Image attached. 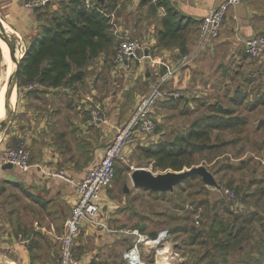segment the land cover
I'll return each mask as SVG.
<instances>
[{"label": "crops", "instance_id": "crops-1", "mask_svg": "<svg viewBox=\"0 0 264 264\" xmlns=\"http://www.w3.org/2000/svg\"><path fill=\"white\" fill-rule=\"evenodd\" d=\"M24 1L0 0V18L23 51L33 42L39 24L36 12L24 7ZM61 1L53 0L52 7L56 9ZM116 1L112 12L118 32L135 34L142 41V54L148 56L143 62H134L130 69L125 70L114 61L116 51L100 53L86 67L75 70L76 75L82 78L69 86L28 88L25 85L15 94L14 117L9 131L2 137L4 141H0V149L6 140L25 139L31 152L32 168L29 171L17 168L14 172L0 166V244L8 253L19 255L18 259L23 264L59 263L58 238L76 200L75 182L85 177L91 166L100 160L116 127L127 120L141 95L159 81L160 74L165 70L160 62L176 65L182 55L193 51L202 18L223 0H169L183 20L193 21L186 31L185 53H181L175 45H158L164 14L162 7L152 10L147 0ZM261 32H264V0H245L231 6L219 37L183 66L167 86L186 84L185 79L181 81L182 75H187L186 70H197L210 58L237 60L240 68L235 73L241 74L246 67L245 62L249 63L252 58L246 54L244 39ZM150 59L157 63L152 65ZM252 60L258 65L255 71L264 67V55ZM80 70L82 73L78 74ZM126 91L129 93L124 94ZM128 94L134 97L132 102H127ZM164 135L165 131H162L157 139L151 138L152 141H144L140 136L131 149L151 145ZM47 172L53 174L48 175ZM60 172L63 175L57 174ZM9 188L16 190L3 199ZM106 196L105 189L102 199V210L105 212L111 207ZM19 219L29 222V231H24L21 223L13 224L12 221ZM81 231H84V237L80 238ZM100 235L104 241L98 238ZM120 237L130 238L83 224L75 246V252L78 251L81 257L78 264H90L86 258L91 253L87 247L91 240L98 245L107 241L110 246ZM55 250L58 251L57 256L54 255ZM105 262L117 264L109 256L103 264Z\"/></svg>", "mask_w": 264, "mask_h": 264}, {"label": "rangeland", "instance_id": "rangeland-1", "mask_svg": "<svg viewBox=\"0 0 264 264\" xmlns=\"http://www.w3.org/2000/svg\"><path fill=\"white\" fill-rule=\"evenodd\" d=\"M129 36L137 38L135 34ZM4 61L0 47V82L5 69ZM249 61L245 62L246 67L241 74L235 73L240 68L237 60L227 57L210 58L197 70H186L187 75H182L181 79H185L186 84L171 87L181 95L160 101L154 108L156 135L141 136L144 141H152L151 138L160 136L162 131H165L167 138L185 132L196 117L208 112L207 106L212 103L219 102L223 107L234 108L236 115L247 119V124L235 129H214V141L219 146L203 152V161L198 164L206 166L216 184L196 176L177 184L173 191H153L136 186L131 176L136 168L144 167L154 173L166 172L155 170L151 160L137 146L126 152L125 161H118L116 176L106 188L111 207L107 212L102 210V213L112 225L137 227L143 233L157 232L162 228L170 230L172 249L169 244L166 251L163 249L165 252H159L158 258L162 264H208L211 260H214L213 264L257 263L259 246H264V105L255 99L264 92V67L255 71L258 65L252 59ZM248 77L250 81L246 80ZM239 88L249 95L241 104H235L232 97ZM133 98L128 94L127 102H132ZM14 111L7 121L4 134L0 136L1 142L12 124ZM14 142L15 139L6 140L4 146ZM16 169L14 166L8 170L15 172ZM125 186L128 187L127 191ZM15 190L9 188L3 199ZM253 212H256V218L246 219ZM245 219L246 222H243ZM12 222L14 225L21 223L24 231H29L31 226L22 219ZM242 224L245 225V237L231 240L229 247L222 248L220 243L225 245L229 241L228 233H234ZM1 230L2 227L0 233ZM83 235L84 231H81L80 238ZM101 237L98 236L99 239ZM128 239L117 238L110 246L107 241L98 245L91 240L87 243L91 253L86 261L103 264L109 256L117 264H126L123 253L132 243V238ZM77 252L79 262L81 257ZM57 254L55 250L54 255ZM18 256L8 253L0 244V264H23Z\"/></svg>", "mask_w": 264, "mask_h": 264}, {"label": "trees", "instance_id": "trees-1", "mask_svg": "<svg viewBox=\"0 0 264 264\" xmlns=\"http://www.w3.org/2000/svg\"><path fill=\"white\" fill-rule=\"evenodd\" d=\"M52 2L33 8L39 24L33 42L25 49L21 58L18 93L22 86L29 83H39L45 87L69 86L82 78L76 75L77 68L86 67L100 53L116 51L119 39L110 16L106 14L112 12L116 0H98L102 10L87 7L83 0H62L56 9L52 7ZM156 5L164 9L158 45H175L181 53L187 52L186 31L193 21L183 20L169 0H156ZM246 80L250 81L251 78ZM248 95L247 91L236 89L232 101L241 104L247 100ZM255 101L264 105V92ZM207 107L208 112L196 117L185 132L176 133L171 138L164 135L153 144L140 147L142 154L151 160L155 170L181 171L198 165L203 161V152L215 150L219 146L214 141V129H235L247 124V119L236 115L232 107H223L219 102ZM196 176L199 175L190 176L183 182ZM262 193L264 195V191ZM255 215L256 212H253L246 219L254 220ZM246 219L243 222H246ZM19 229L20 227L17 228ZM245 234V225L242 224L234 233H228L229 241L225 245L220 243V246L229 247L231 240L243 239ZM208 254L206 251V255ZM213 262L214 260H211L208 264ZM256 262H264L262 245L259 246Z\"/></svg>", "mask_w": 264, "mask_h": 264}, {"label": "built area", "instance_id": "built-area-1", "mask_svg": "<svg viewBox=\"0 0 264 264\" xmlns=\"http://www.w3.org/2000/svg\"><path fill=\"white\" fill-rule=\"evenodd\" d=\"M51 1L53 0H25L23 5L33 9L45 6ZM83 1L87 7L100 8L98 0ZM243 1L245 0H223L213 6L199 24L194 50L182 55L176 65L160 62L165 66V70L160 74L159 81L151 90L141 95L127 120L121 126L116 127L114 136L103 149L100 160L91 166L85 177L75 182L76 200L70 216L65 221L63 233L58 238L60 243L58 264H78L75 254L76 240L82 225L85 223L100 227L109 233H119L131 237L132 243L123 253L126 264H162L158 258V251L160 246L167 242L171 244L172 249L170 230L162 228L157 231L155 237H151L150 233H143L137 227L112 225L109 219L102 216L103 191L114 180L118 161L126 160V152L137 143L139 137L147 134L156 135L157 120L154 115L156 105L160 101L177 98L181 95L179 91L169 88L167 83L183 66L192 61L219 37L230 7ZM106 14L110 16L119 39L114 57L115 63L128 70L134 62H143L148 56L142 54L144 49L142 41L123 33L120 34L114 12ZM244 46L250 57L259 58L263 56L264 32L245 38ZM20 52L23 54L22 48H20ZM150 63L154 65L157 61L150 59ZM37 86L41 85L39 83L27 84L28 88ZM94 116V119L98 118L96 114ZM7 162L23 171H29L32 168L31 152L25 139L21 138L0 149V166ZM47 174L52 175L53 173L47 172ZM57 174L63 175L62 172ZM20 239H22L21 235Z\"/></svg>", "mask_w": 264, "mask_h": 264}, {"label": "water", "instance_id": "water-1", "mask_svg": "<svg viewBox=\"0 0 264 264\" xmlns=\"http://www.w3.org/2000/svg\"><path fill=\"white\" fill-rule=\"evenodd\" d=\"M149 1V6L152 10H157L156 2L153 0ZM0 34L4 37L8 47L9 52L14 60V68L13 74H11L8 79L5 81L6 88L3 92L2 97V107H7L5 111V115L0 119V131L3 127L6 126L9 117L14 111L15 106L12 108L11 103L9 101L12 98L14 90H16V95L18 94V79H19V71L21 58L23 54L18 56L19 46L17 44L16 39L10 35L5 26L3 25V21L0 18ZM78 74H81L82 71H77ZM1 83V82H0ZM2 90V86L0 85V93ZM1 97V96H0ZM16 105V104H15ZM3 169H12L14 166L12 163L7 162L1 166ZM199 175L201 178L208 183L216 184L213 174L206 168L204 165L193 166L188 169H183L181 171H173L167 170L163 173H154L153 171L139 167L132 171V180L136 186L144 187L153 191H173L175 186L181 183L184 179L193 176ZM128 190V187L125 186V191ZM157 235L156 231H151L150 236L155 237Z\"/></svg>", "mask_w": 264, "mask_h": 264}, {"label": "bare ground", "instance_id": "bare-ground-1", "mask_svg": "<svg viewBox=\"0 0 264 264\" xmlns=\"http://www.w3.org/2000/svg\"><path fill=\"white\" fill-rule=\"evenodd\" d=\"M4 25V24H3ZM7 28V27H5ZM18 41V40H17ZM0 47H1V50H2V55H3V58H4V62H5V69L3 70V76H2V81H1V86H2V90H1V93H0V103L2 105V97H3V92L6 88V86L4 85L5 82H3L4 80H6L7 77H9L11 74H13V68H14V60L12 59V56L9 52V47L4 39V37L0 34ZM22 52H18V56L21 55ZM9 75V76H8ZM8 79V78H7ZM15 94H16V90H14L13 92V95H12V98L11 100L9 101V104L11 103V107L13 108L14 107V97H15ZM0 105V119L4 117L5 115V107H2ZM6 126L3 127L0 131V136H2V134H4V130H5ZM170 243L167 242V243H164L163 245H161L160 247V250L158 251L161 252H165L163 249H165Z\"/></svg>", "mask_w": 264, "mask_h": 264}]
</instances>
